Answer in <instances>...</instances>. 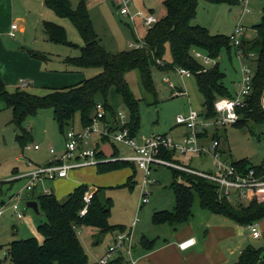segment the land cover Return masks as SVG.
<instances>
[{
	"label": "rangeland",
	"instance_id": "374dc122",
	"mask_svg": "<svg viewBox=\"0 0 264 264\" xmlns=\"http://www.w3.org/2000/svg\"><path fill=\"white\" fill-rule=\"evenodd\" d=\"M73 10H76L84 1L87 5L90 20L99 44L108 52L118 53L129 50V44H136L142 40L147 32V27L142 23L152 12V15L159 19L164 16L162 3L164 0H131L129 13L135 16L140 13V17H135L131 23L128 17L119 13L118 0H70ZM238 0V5L229 6L225 3L210 4L199 0L196 7V15L192 24L202 27L210 35L231 36L237 27L242 28L241 40H251L255 36L253 27L260 22L263 0H249L247 5ZM250 9V14L242 15V9ZM16 17L22 16L32 28L33 19L42 15L43 20L56 23L64 28L67 40L73 46L61 45L48 42L44 39L41 30L33 33L35 39L30 36L29 43L19 44L18 31H12L2 38L3 45L7 49L23 48L21 55L29 59L36 65H28L24 60H12L6 62V71L10 76H6V81L14 78L16 86H6L9 93H16L18 89L29 91L37 96H44L51 90L63 89L81 83L84 79H89L99 73L97 69L85 70V73L60 71L65 65L67 58L78 57L84 41L74 23L68 18L58 17L53 11L43 6L42 0H15ZM152 10V11H150ZM39 15L37 16L39 18ZM242 15V17H241ZM19 25V22H15ZM21 25V23H20ZM19 25V26H20ZM12 33L16 34L12 38ZM229 48H222L215 60H210L208 69L214 64H218L220 71L224 74L222 83L230 95H235L242 86L241 67L242 62L250 68L245 59H240L237 48L227 43ZM29 52L42 53L50 57L44 62L34 58ZM202 57H206L201 53ZM23 59L22 56H18ZM254 56H249L253 59ZM164 60L170 61L169 50H166ZM244 60V61H242ZM245 62V63H244ZM251 69V68H250ZM0 71L4 72L1 69ZM192 73V72H191ZM31 76L34 80H31ZM21 77L24 79L18 80ZM168 79L174 89H170L163 79ZM131 94L138 100L139 129L137 137H150L152 135H167L176 139L181 133H187L182 125L176 124L178 116H185L189 110L200 113L202 111V98L195 87V77L181 79L175 70L173 72L161 73L154 71L152 81L156 92V100L153 95L146 93L139 85L138 74L131 71L125 76ZM21 81L32 82L34 91L23 87ZM31 88V87H30ZM179 91V92H177ZM179 93V94H176ZM186 93V94H184ZM108 104L115 114L123 108L125 115L130 119V113L123 104L121 98L114 91L107 99ZM4 103L0 102V206L13 198L14 203H18L20 211L24 213V218L18 220L8 210L3 217H0V264H10L8 257V247L13 241L34 238L43 245L44 235L39 231V226L46 222V216L39 208V214L27 208L26 203L34 201L38 196L52 194L56 200L63 203L68 196L80 186H87L89 192L100 191L101 199H109L112 202L111 213L108 219L109 226L120 227L123 233L132 231V259L137 261L138 250L141 249L142 239L153 241L157 236L162 239H169L170 232L176 231L181 226H169L165 224L157 225L152 221L154 213L171 212L174 207V195L171 185L176 183H186L184 176L173 177L172 171L179 174L177 170L163 166L152 167L151 177L154 184L146 188L149 192L148 203L138 208L140 200V185L142 182V172L132 164L119 169L106 172L100 167H85L70 172L69 178L57 181H45L36 183L32 192L25 190L27 179H21L22 175L32 172L37 167H43L53 158L51 149L60 153L65 146V134L71 128L60 130L54 119L52 109L40 110L36 115L29 116L22 124L21 128L14 123V113L12 109H5ZM75 130L81 129L79 116H76ZM209 130L199 135L198 144L203 148L201 155L180 156L178 158L186 166L199 171H210L213 169V160L206 154L208 145L213 136L219 141L221 159L229 162L245 160L252 165L264 164V123L254 124L249 121L244 125H228L217 130V134ZM206 135V136H205ZM18 136H24L26 141L19 143ZM205 136V137H203ZM37 145L39 150H34ZM28 147H32L29 149ZM106 156L111 158L114 148L119 156H129L130 151L120 145L101 144ZM30 163L31 165H28ZM20 195L18 200L16 197ZM34 199V200H33ZM233 207L238 204L230 202ZM237 204V205H236ZM136 222L132 228L133 222ZM194 229L201 232L206 226L229 228L233 233L226 237L223 249L228 264L238 261L240 254L246 249L258 250L262 255L264 250V219L256 222L260 238L253 239L247 226H240L233 220L222 215L207 213L200 210L197 200L194 199L191 205V217ZM239 227L241 234L236 232ZM79 238L88 255V264H97L107 254V250L113 244L117 230L104 232L92 226H83L79 231ZM158 240V239H157ZM142 243V242H141ZM123 261L118 262V254L112 256L109 264H128V257L121 250Z\"/></svg>",
	"mask_w": 264,
	"mask_h": 264
},
{
	"label": "trees",
	"instance_id": "16d2710c",
	"mask_svg": "<svg viewBox=\"0 0 264 264\" xmlns=\"http://www.w3.org/2000/svg\"><path fill=\"white\" fill-rule=\"evenodd\" d=\"M198 1L164 0L162 3L164 16L147 30L142 39L143 46L140 49H129L114 54L99 44L84 1L73 10L70 0H43L44 6L58 17L70 19L83 38L84 46L80 55L67 58L65 63L79 73L88 69H97L99 73L77 85L51 90L44 96L33 95L21 89L11 94L0 79V102L4 103L6 108L12 109L13 121L20 128L22 122L29 116L36 115L43 109H52L54 119L63 131L65 128L73 127L76 116L80 118L81 127L88 126L95 106L99 103H102L113 117L115 112L107 99L114 91L130 113L129 127L133 136L138 132L140 119L138 100L131 94L125 79L127 73L136 71L139 85L156 100L153 72L168 73L179 68L192 72V76L195 77V87L202 98L203 116L214 117V102L219 98H232L234 95H230L224 88L222 83L224 74L218 64L206 69L192 58V53L198 51L210 60H215L222 48H229L227 44L229 40L222 35H210L206 29L192 24ZM203 1L210 4L238 5V0ZM253 31L255 36L251 40H241L236 50L241 53L253 72L250 95L245 99V106L236 110L238 120L233 125L237 126L248 124L249 121L254 124L264 123V111L260 105L264 88V9L260 22L253 27ZM43 33L51 43L73 46L68 42L64 28L56 23L45 22ZM167 49L170 54L169 62L164 60ZM31 55L42 61L47 59L40 53ZM249 56L254 58L249 59ZM17 140L23 143L26 138L18 136ZM117 154L114 148L113 155ZM171 156L172 154L167 153L164 157L172 160ZM98 157L104 158L105 155L100 154ZM233 164L243 169L264 165L255 166L245 160L233 161ZM126 165L130 164L108 161L98 167L106 172ZM178 172L181 174L172 171L173 177L184 176L186 183L174 182L171 185L174 207L171 212L154 213L152 221L155 224L181 226L187 223L191 217L194 199L201 210L222 215L240 226H248L264 219V201L252 200L233 207L231 203L218 198L216 186L212 183L185 172ZM87 192H89L87 186H80L63 203L58 202L52 194L38 196L36 200L39 208L46 216V222L39 226V231L45 237L44 244L40 245L34 238L13 241L8 248L10 264H88V255L80 241L78 231L86 225L104 232L122 230L120 227L109 226L112 202L109 199H101L100 191L92 194L86 214L80 215L85 207L84 196ZM141 242V246L149 247L153 241L142 239ZM233 264H264V250L261 255L258 250L246 249L240 252L238 261Z\"/></svg>",
	"mask_w": 264,
	"mask_h": 264
},
{
	"label": "built area",
	"instance_id": "2783aa9c",
	"mask_svg": "<svg viewBox=\"0 0 264 264\" xmlns=\"http://www.w3.org/2000/svg\"><path fill=\"white\" fill-rule=\"evenodd\" d=\"M249 0H241L240 2L247 5ZM131 0H118L119 13L128 17L131 23H134L135 17H140V13L131 16L129 6ZM252 14L250 9L243 8L242 15ZM241 15V17H242ZM158 19L151 13L142 19V23L147 30L157 23ZM17 29L13 26V30ZM15 37V33H12ZM242 28L237 27L234 33L228 37L229 43L238 49L241 43ZM143 40H139L136 44H129L130 49H140L143 46ZM240 59H244L238 51ZM192 58L199 62L202 66L207 65L210 59L202 57L200 52L194 51ZM244 61V60H242ZM157 63H160L157 61ZM245 63V62H244ZM176 74L183 79L192 77V74L184 69H176ZM242 86L232 98H219L213 104L214 117L205 118L203 110L200 113L189 110L185 116H178L176 124L186 128L187 133L180 140L172 139L167 135H152L150 137H137L131 135L129 127L130 119L125 115L123 108L120 109L114 116H110L108 110L102 103L95 106L91 123L86 127H81L80 130H75L71 127L70 131L65 134V151L57 155L54 149H51L50 154L52 159L43 167H37L36 170L22 176L28 180L25 190L32 192L36 183L45 181H57L69 178L71 171L99 166L108 161L127 162L142 172V182L140 185V200L138 208L148 203L149 192L146 188L154 184V179L151 177L152 167L163 166L177 171L202 178L216 186V193L219 199H224L227 202L245 203L252 200L258 202L264 201V165L261 167H252L243 169L237 167L233 162L221 159V151L219 150V141L211 138L206 154L213 160V169L210 171H199L183 164H180L176 158L172 160L166 159L164 156L167 153L172 155L190 156L201 155L203 148L198 144L199 135L228 125H233L238 120L236 110L245 106V99L250 95L251 83L253 79L252 70L243 64L241 67ZM168 84L170 89H174L168 79H163ZM23 87H28V83L21 81ZM179 94V93H176ZM186 94V93H184ZM101 144L120 145L130 151L129 156L112 155L108 158L105 155ZM32 149V147H28ZM34 150H39L40 147L35 145ZM104 154V158L98 155ZM28 165H31L28 163ZM92 193L87 192L84 196L85 207L80 212L84 216L87 212L88 205L91 202ZM20 199V195L16 197ZM8 210L13 213L16 219L22 220L24 213L20 211L18 203L13 202L10 198L0 206V217ZM136 222H133L132 228ZM250 236L253 239L260 238L257 224L253 223L247 226ZM194 238L186 239L178 244L181 251H185L195 246ZM122 252L128 257V264H135L132 259V231L127 233L119 232L115 236L113 244L107 250V254L97 264H109L112 256L118 254L119 258Z\"/></svg>",
	"mask_w": 264,
	"mask_h": 264
},
{
	"label": "crops",
	"instance_id": "0c3cea01",
	"mask_svg": "<svg viewBox=\"0 0 264 264\" xmlns=\"http://www.w3.org/2000/svg\"><path fill=\"white\" fill-rule=\"evenodd\" d=\"M16 12L17 11L15 9V0H0V64H1V69L4 70V72L0 71V79L6 86H11V85L16 86L17 83V81L16 82L14 81V78H12L10 81H6V76H10L9 73L6 71V68L7 65L12 62V60H20V61L24 60L25 62H27L28 65H36V63L31 62L29 59H27L26 57L20 54L21 53L20 51H23L22 50L23 48L21 49L17 48L14 50L5 48L2 41L3 36L4 35L8 36V34L13 31V26H16L17 29L15 31H18L20 36L19 44L23 45L29 43L30 36L35 39L33 33L35 34V32H37L38 30L39 31L41 30V32L43 33V25L45 22H48L41 19L42 15H39L40 13L39 14L37 13V16L39 15V18L35 16V18L33 19L34 25L31 28L24 17L22 16L16 17ZM149 13L152 14L153 11ZM15 22H19V25L20 23L21 25L19 26L15 24ZM44 39L48 41L45 35H44ZM29 53L31 54L36 52H29ZM18 56H22L23 59H19ZM50 57L53 56H46L47 59L44 60V62L49 61ZM6 62H8L7 65ZM61 63H63V65L65 66L60 71L78 73L74 67L68 66L65 63V60ZM30 78L32 81L34 80L33 76H31ZM21 79L24 78L21 77L18 80ZM27 83H28V87L26 88H28V90L31 91L32 89L34 91L35 89H37L32 87V82L30 83L27 82ZM185 134H186L185 132L181 133L178 137H176L175 140H180L182 136H184ZM64 151H65V146L60 153H56V154L60 155ZM176 160L179 161L180 164L185 165L178 158H176ZM21 179H25V178H21ZM93 193H95V191H92V194ZM34 201L37 202L36 199ZM191 222L192 221L189 220L187 223L183 224L181 227L176 229V231L170 232V235L172 236L169 239H162V241H159L161 238L157 236L155 239H153V242L149 247L141 246L140 247L141 249L138 250L137 261L136 262L134 261L135 264H228L229 259L227 258V255L224 252L225 249H223L222 243L225 242L226 237H228L233 233V230L229 228L214 227L207 225L206 228L201 232L198 229L197 230L194 229ZM236 232L238 234H241V230L239 227L236 228ZM189 238H194V240L196 241L195 246L185 251L179 250L178 244ZM122 261L123 258H118L119 263H121Z\"/></svg>",
	"mask_w": 264,
	"mask_h": 264
},
{
	"label": "water",
	"instance_id": "95a60500",
	"mask_svg": "<svg viewBox=\"0 0 264 264\" xmlns=\"http://www.w3.org/2000/svg\"><path fill=\"white\" fill-rule=\"evenodd\" d=\"M260 105L262 110L264 111V88L260 97ZM27 208L34 210L37 214H39V204L36 201H29L26 203Z\"/></svg>",
	"mask_w": 264,
	"mask_h": 264
}]
</instances>
